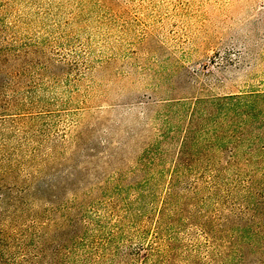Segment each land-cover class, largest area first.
Here are the masks:
<instances>
[{"label":"rangeland","instance_id":"rangeland-1","mask_svg":"<svg viewBox=\"0 0 264 264\" xmlns=\"http://www.w3.org/2000/svg\"><path fill=\"white\" fill-rule=\"evenodd\" d=\"M250 92L264 0H0V264H264V107L188 106Z\"/></svg>","mask_w":264,"mask_h":264},{"label":"trees","instance_id":"trees-1","mask_svg":"<svg viewBox=\"0 0 264 264\" xmlns=\"http://www.w3.org/2000/svg\"><path fill=\"white\" fill-rule=\"evenodd\" d=\"M188 106H190L189 112L192 119L191 121H193L196 116L206 113L207 117L205 119L209 120L212 124V135L210 136L209 144L212 149H215V147L223 146L225 143L229 142V140L232 139L231 137L235 136V139H237L243 135V132L237 127L238 125H235L232 129L224 130L219 126L221 122L225 121L226 124L229 123L228 127H231L236 122L235 119L238 118L237 123L245 124V121L257 115L256 113L260 111V107H264V92L230 94L196 99L190 103L188 102ZM217 126L221 127V130L218 129ZM197 131L198 129H195V126L192 128L189 126L185 129L184 135H182L179 142V160H181V157L186 155L192 147L197 146L199 139L194 138V134ZM231 152H236V147H233ZM179 160L177 164L180 163ZM219 172V170L216 171V169H214L212 177H215Z\"/></svg>","mask_w":264,"mask_h":264}]
</instances>
